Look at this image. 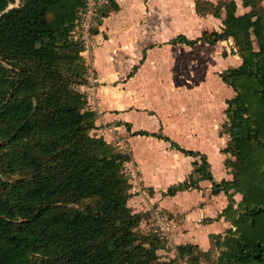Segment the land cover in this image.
<instances>
[{
	"label": "trees",
	"instance_id": "16d2710c",
	"mask_svg": "<svg viewBox=\"0 0 264 264\" xmlns=\"http://www.w3.org/2000/svg\"><path fill=\"white\" fill-rule=\"evenodd\" d=\"M10 2L0 0V173L20 175L0 178V264H155L164 244L138 231L140 214L125 213L129 157L90 134L94 113L77 91L85 67L68 33L80 0H19L8 8ZM207 4L212 9L197 3L196 11L224 10L223 26L201 39L230 38L245 66L221 73L236 94L226 102L231 139L224 149L233 178L217 186L242 200L238 217L227 216L235 231L215 241L217 263L264 264V6L241 0L248 11L238 15L234 0ZM200 160L194 171L212 180ZM194 251L176 248L187 262Z\"/></svg>",
	"mask_w": 264,
	"mask_h": 264
},
{
	"label": "crops",
	"instance_id": "0c3cea01",
	"mask_svg": "<svg viewBox=\"0 0 264 264\" xmlns=\"http://www.w3.org/2000/svg\"><path fill=\"white\" fill-rule=\"evenodd\" d=\"M235 3L238 8L241 0ZM167 4V0H110V8L102 13L95 34L94 68L99 85L97 106L90 110L94 113L90 134L98 136L105 128L102 138L109 145L113 147L112 142L117 139L127 146L125 154L129 158L122 172L135 170L144 190V194L133 193L128 179L125 213L142 216L138 231L151 234V220L145 209L158 205L175 221L172 231L175 251L179 245H191L208 252L217 249L216 239L223 241L229 232L235 231L227 216L239 215L242 194L217 186L233 178L225 165V159L233 157L224 152L231 138L222 131L218 134L222 122H217L216 108H211L218 97L216 90L202 91L197 87L180 95V87L174 81L180 73L167 70V66L179 67L180 45L189 48L204 43L215 48L219 43L209 44L199 37L186 44L180 40V34L168 40L164 25L152 22V14L161 12ZM223 17L219 21L220 31ZM253 49L257 50L255 39ZM230 69L244 72L245 66L241 60L238 67ZM217 76L225 90L220 94L226 97L223 100L226 117V102L236 92L222 80L221 72ZM229 88L233 96H228ZM186 100L190 107L188 118L184 119L180 118L178 106ZM84 108L89 110L85 102ZM180 149L196 155H187ZM201 157L212 180L201 179L194 171ZM184 181L192 185L173 195L167 194L168 188ZM228 206L230 210L226 209ZM173 248L164 245L157 252L166 254L168 250L172 254Z\"/></svg>",
	"mask_w": 264,
	"mask_h": 264
},
{
	"label": "rangeland",
	"instance_id": "374dc122",
	"mask_svg": "<svg viewBox=\"0 0 264 264\" xmlns=\"http://www.w3.org/2000/svg\"><path fill=\"white\" fill-rule=\"evenodd\" d=\"M221 1L226 0H167L168 4L161 12H154L152 14V22L154 25L160 23L164 25V32H167L168 40L174 38L177 34H180V40H182V37L188 41L198 40L204 32L210 33L220 31L219 21L221 20V16L224 15V10H220V15L218 10V14L213 16V14L209 12H197L196 4L198 3L202 10H206L212 9L207 3L217 7ZM260 1L264 6V0ZM234 2H239V0H234ZM18 3L19 0H12L8 8L17 6ZM246 11H248V9L244 8L241 3H239L238 8H236V14L240 15ZM216 43L219 44L215 45V48L204 46V43L195 44L189 48L180 45L179 67L176 68V65L172 67L168 64L167 70L174 69V71L180 73L178 77H174V81L177 82L180 87V95L183 93L186 94L192 88L197 87L202 91L209 90L213 92V90H216V93H218V101L216 100L215 105L211 108H216L215 111L217 113L215 112V117L217 118V122H222L221 127H218V134H221L222 132L227 133L225 130L229 123L227 115L226 117L224 116L223 110V100L226 97L220 94L221 91L225 92V90L221 88L222 85L217 74L219 72L224 73L230 68L238 67L241 64V60L239 59L241 57L230 38ZM79 87L80 86L77 87V91ZM229 92L230 94L228 96L234 95L231 88H229ZM175 106L177 107V105ZM178 107L180 109V118L187 119L188 108L190 107L188 101L186 100L184 103L181 102ZM225 143L226 141L223 140L221 144L224 146ZM19 175V172L12 173L3 170L0 173V178L4 181H10L18 178ZM218 255V249L208 252H202L200 250L194 251L193 255L187 257L188 262H186V264H218ZM158 256L159 258L155 264H179V260L175 259V262L173 261L172 257H175V255L173 252L172 254L170 251L168 252V250L166 254H159Z\"/></svg>",
	"mask_w": 264,
	"mask_h": 264
},
{
	"label": "built area",
	"instance_id": "2783aa9c",
	"mask_svg": "<svg viewBox=\"0 0 264 264\" xmlns=\"http://www.w3.org/2000/svg\"><path fill=\"white\" fill-rule=\"evenodd\" d=\"M110 8V0H80L76 8L75 18L70 29L69 38L79 45V54L85 67L84 83L80 85L78 91L83 94V99L89 110L97 106L96 89L99 85L94 68V49L95 34L98 28V21L102 17L104 10ZM85 89H84V88ZM105 128L99 131L98 136L103 137ZM115 150L121 154L127 152V146L123 140H114L112 142ZM125 173L129 181L131 180V189L133 193L144 194L139 177L135 170H129ZM145 212L151 220V233L154 234L165 246L173 248L172 231L175 225L174 219L170 214L158 205L147 206ZM173 253L177 256L173 248ZM178 257V256H177ZM179 264H186L187 259L178 257Z\"/></svg>",
	"mask_w": 264,
	"mask_h": 264
}]
</instances>
